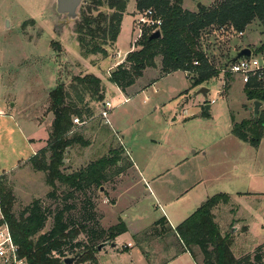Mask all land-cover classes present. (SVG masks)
<instances>
[{
	"label": "rangeland",
	"instance_id": "rangeland-1",
	"mask_svg": "<svg viewBox=\"0 0 264 264\" xmlns=\"http://www.w3.org/2000/svg\"><path fill=\"white\" fill-rule=\"evenodd\" d=\"M85 1L87 0H82L80 6ZM219 1L222 0H186V5L182 7L197 13L198 3L201 7L208 8ZM80 6L77 10L78 18L68 21L65 15L56 13L55 0H0V112H2L0 113L2 115L0 116V178L14 197L12 213L16 218H20L35 200L42 204L43 210L48 211L44 227L34 236L35 240L50 231L56 211L65 206H73L74 209L66 212L64 217L69 216L72 221L79 220L83 203L87 208L88 200L93 205L91 212L96 215L99 223L104 214L103 226L116 225L120 221L125 223L130 235H125L122 241L131 239L133 235L139 233L137 244L141 245L142 253L146 251L151 254L150 247L158 245L160 251L169 258L171 225H177L176 218L196 204L191 202L190 198H186L180 204L172 206L170 211L163 205L157 206L150 198L149 186H146L150 182L147 176L169 170L177 158L175 150L194 144L210 148L208 177L212 179L210 182L213 185L210 187L211 190H208L210 196L223 192L220 190L224 188L222 185H225L226 181L221 179L222 174L231 180H234L233 177H239L238 185L230 190L249 193V195L234 196L232 203L221 208L218 215L224 216L221 228L225 232L224 235L230 236L234 257L241 259L246 256L253 258L255 255H262L261 264H264V142L257 155L254 149L241 146L239 158H236L239 170L234 172L232 163L228 160L229 156L226 158L220 155L217 140L221 133L227 131L232 119L235 123L252 119L253 101L246 98L240 77L230 73L226 77L223 71L227 69L226 66L224 67L226 61L232 59L241 49L248 48L251 55H256L254 51L264 42V34L258 22L251 23L242 34L229 28H207L201 33L199 38L201 49L210 63L221 70L219 77L201 86L208 90L205 96L196 95L201 87L191 89L188 78L180 71L158 79L156 84L144 93H137L136 91L141 87L159 78L161 58L158 57L155 59L156 67L148 68L143 72L142 77L130 89L129 102L125 103V95L106 80L109 72L105 71L122 62L130 49L135 47V50H138L136 45L140 39L136 26L135 0H128L114 49L108 48L110 56L105 59L100 55L86 58L80 55L75 34V23L79 19ZM100 10L106 11L103 8ZM261 56L262 54L257 57ZM87 73L101 75L104 96L106 94V101L111 104V113L108 114L110 126L105 125L99 117L100 105L91 102L86 96L84 103L91 107L92 116L89 119L84 118L86 123L78 127L77 131L90 142V145L87 148L79 146L68 148L64 154L61 171L65 174L79 171L92 161L109 154V149L119 147L124 153L122 165L126 166L127 163L133 162L139 168L146 169L144 178L147 183H143L137 173L130 171L129 177H126L120 188L111 195L109 192L117 183L118 177L112 178L100 189L91 188L83 193L72 191L71 197L66 201H63V197L69 189L56 183L54 190L56 197L49 198L48 194L53 189L45 184V175L33 171L27 160L32 157L33 150L36 154L46 147L53 120L52 113L49 112L50 91L61 85L70 96L74 97L70 89L73 78L89 75ZM212 100L214 103L209 104ZM184 103H188L193 110L198 105L204 107L208 104L212 107L210 116L198 117L200 118L198 122L190 119L187 113L184 115L180 113V105ZM156 105V111L151 109ZM190 106H186V109ZM133 107L139 111H134ZM261 110L264 108L259 111ZM179 116L184 117L186 122L191 120L186 130L183 129L184 124ZM173 119L175 121L172 123ZM116 124L124 128L122 144L117 135L112 133L114 136L112 139L103 131V128L108 131L112 128L119 130ZM251 156H254V163L247 162L246 157ZM185 167L195 170L196 176L190 178V181L201 180L203 176L207 178V172L201 170L202 165L189 163ZM251 170L254 175L249 181V176L247 177L244 172ZM165 179L174 182L171 176ZM167 181L165 183H168ZM204 186L208 189L209 184L205 183ZM109 195L118 200L115 207L111 205L112 200ZM236 206L241 212L237 213L234 219L240 221V224L244 221L241 226L246 220L247 229L245 231L243 227L242 230L237 228L235 232L230 233L233 227H236V221L232 225H226L225 222L235 216ZM229 211H232V214L227 215ZM165 214L169 222L164 220L157 227L151 226L155 221L166 217ZM1 219L0 213V221ZM239 230L244 232H238ZM142 231L145 233L140 234ZM153 231L158 233L156 237L153 236ZM162 233V237L158 238ZM77 241L83 243L84 236L79 235L72 243ZM67 248L69 249L63 252L64 258L81 255V249H70V246ZM137 251L133 248L131 252L139 258ZM197 255L198 252H193V258ZM196 259L197 263L201 264L200 257L197 256ZM197 263L187 253L161 262V264ZM103 264L131 263L127 259L126 252L119 258L108 257Z\"/></svg>",
	"mask_w": 264,
	"mask_h": 264
},
{
	"label": "trees",
	"instance_id": "trees-1",
	"mask_svg": "<svg viewBox=\"0 0 264 264\" xmlns=\"http://www.w3.org/2000/svg\"><path fill=\"white\" fill-rule=\"evenodd\" d=\"M183 1L135 0L136 13L150 8L161 19L160 37L150 39L151 32L144 30L136 45L138 50L128 53L124 62L109 73L108 81L111 84L125 92L142 76L145 69L155 68V59L160 57L161 76L181 71L188 78L191 88L201 87L221 74V70L210 63L199 45V38L205 29L229 28L242 34L251 23L257 21L264 34V0H222L211 7L198 8L197 13L184 9ZM127 4L128 0H87L82 3L79 19L75 23L76 41L82 57L107 56L108 48L114 46L120 32ZM102 8L106 11H101ZM254 53L256 55L253 56L262 54L261 57H264V42ZM232 59L226 61L225 68L233 63ZM223 73L228 77L230 72L226 69ZM70 89L74 97L61 85L50 91L49 112L52 113L53 120L49 138L46 147L27 160L33 171L45 175V184L53 189L48 194L49 198L56 197V183L69 189L63 201L71 197L72 191L83 193L91 188L100 189L112 178L124 174L131 166V163L122 165L124 153L117 147L109 149V154L92 161L79 171L70 174L61 171L68 148H87L90 145L77 131L82 125L77 126L72 122L77 118L80 123L85 124V119L92 116L91 107L84 103L85 97L99 105L104 102L102 82L94 75L74 77ZM243 92L249 101L264 103V74L261 78H252L244 84ZM202 115L208 116L205 113ZM103 131L114 138L107 129L103 128ZM231 134L239 141L257 148L264 138V110L259 111L257 117L251 120L235 123L232 119ZM112 169L114 170L111 171ZM228 201L229 196L223 193L209 197L174 228L183 252L193 257L194 249L197 250L202 264H261L262 255L236 259L231 251L230 236L221 235L212 211ZM13 203L11 190L5 187L0 178L1 221L8 225L13 241L19 247V255L27 264H63V252L69 246L70 249L82 250L74 264H97L94 258L97 246L113 243L117 236L127 231L121 221L104 230L96 215L91 212L93 205L87 200L88 209L83 203L79 220L72 221L69 216L65 218L64 214L74 209L73 206H65L56 211L50 231L34 240V236L44 227L48 211L43 210L42 204L35 200L20 218H16L12 213ZM164 220L159 219L154 224L155 227ZM79 235H83L85 241L72 243Z\"/></svg>",
	"mask_w": 264,
	"mask_h": 264
},
{
	"label": "crops",
	"instance_id": "crops-1",
	"mask_svg": "<svg viewBox=\"0 0 264 264\" xmlns=\"http://www.w3.org/2000/svg\"><path fill=\"white\" fill-rule=\"evenodd\" d=\"M186 0L183 1V6H185ZM189 11V9H186ZM125 16V15H124ZM123 16V18H124ZM123 20V19H122ZM122 23V22H121ZM120 31H121V26H120ZM120 33V32H119ZM119 36V34H118ZM117 36V38H118ZM117 40V39H116ZM116 43V42H115ZM78 46V45H77ZM115 46V44H114ZM114 46L112 47L114 49ZM135 50V47L134 49H130L128 51V53L132 52ZM137 50V49H136ZM111 54V53H110ZM110 56L108 54V51H107V56L108 57ZM105 57V58H106ZM127 57V55H126ZM125 57V59H126ZM94 58V57H93ZM105 58H102V59H105ZM124 59V60H125ZM124 60L122 62H120L119 64L123 63ZM121 61V60H120ZM117 64V63H116ZM115 64V65H116ZM118 64V65H119ZM111 66L110 68H108L105 72H111L116 66ZM157 67L159 68V64H157ZM148 69V68H147ZM146 70V69H145ZM145 70L143 72H145ZM103 72V71H102ZM178 72V71H176ZM181 72V71H180ZM109 73H107V77H106V80H108V76H109ZM175 73V72H173ZM89 75H94L95 77L97 78H101V75H95V74H91V73H87ZM172 73L170 74H167L165 76H161L159 74V78L157 79H153L151 81V83L145 87H141L140 90L136 91L137 93H144L146 90H148V88L150 89L151 87H153L156 82L158 81V79H161V78H164V77H167L169 75H171ZM185 74V73H184ZM143 75V73H142ZM142 77V76H141ZM137 82V81H136ZM135 82V84H136ZM134 84V85H135ZM113 85V84H112ZM133 85V86H134ZM114 86V85H113ZM129 87L128 89H126L125 92H122L120 91L117 87H115L118 91H120L123 95H125V103H128L129 100H130V97H131V88L133 87ZM106 85H105V91H106ZM192 89V88H191ZM137 93L135 95H137ZM208 93V92H207ZM104 101H106V94L104 96ZM205 104V103H204ZM210 104V103H209ZM186 106H188V103H184L182 105H180V113L182 112L183 115L185 113H187L191 118L190 119H193L195 121H199L200 118L198 117H203V113H204V107L201 106V105H198V107H196L195 109H197V111H195V109L193 110V108L190 106V108H187L186 109ZM195 106V105H194ZM262 107L264 108V103L262 105ZM261 107V108H262ZM136 107H133L132 109L134 111H139L138 109H135ZM211 106H209V110H208V116H210V113H211ZM154 111L157 110V105L156 106H152V108ZM190 110V112H189ZM193 110V112H192ZM2 113V112H0ZM111 113V111L109 112V114ZM125 113V112H124ZM0 116H2L0 114ZM4 116V115H3ZM181 117V116H179ZM109 121V119H108ZM175 120H171V122L173 123ZM232 121V120H231ZM181 122L183 125V129L186 130V128H188L189 126H187L189 124V122H191V120L187 121L185 120L184 117H181ZM232 124V122H231ZM231 124L228 125V128H227V131L226 132H223L221 133V135L219 136L220 138H218V142H219V151H220V155L224 156V157H228V160L232 163V170L235 172H237L239 170V165H238V161L236 160V158H239L238 156V153H240L239 151V148L241 146H248L250 148H252L251 146H249L247 143H243L241 141H239L237 138H235L232 134H231ZM117 128L119 130H117L116 128H112L111 130H109L112 133H114L115 135L118 136V139L120 140V144H122V141L124 140V136H123V132H124V128L118 124H116ZM107 126H110V121H109V125ZM113 127V126H111ZM166 131V130H165ZM121 133V135H120ZM116 136V137H117ZM154 142V141H152ZM263 142H264V138L261 139L259 145L257 148H252L255 150L256 152V155L260 152L261 150V147L263 145ZM221 144V145H220ZM242 144V145H241ZM191 145V146H190ZM189 146L187 145L186 146H183L182 148L180 149H176L175 150V157H177L175 159V161L173 162L172 166L169 168V170L165 171V172H155L151 175H148L147 176V179L150 181L149 184L146 182V179L144 178L145 176V170L146 169H141L137 166L136 163H131V166L124 172V174L120 175L118 177V180H117V183L115 185H113L112 189L110 190L109 194L111 195V193L113 191H116L118 188H120V185H122L123 181L126 179V177H129V172L130 171H133V173H137L138 174V177L142 180L143 183L146 184V186H149V194H150V198L152 199L153 202L156 203L157 206H160V205H163L165 208H167L169 211H170V208L176 204H180V202L186 198H190L191 202H195L196 206H192L191 208H187L186 212L183 213V214H180L179 217H177V221L176 223L180 224L183 220H185L187 218V216L194 210L196 209L195 207H199L205 200H207L209 197H212L216 194H219V193H216V194H213L210 196L208 190H211V186L212 183L210 182V180H212L210 177H208V174L210 172V169H209V164H208V161H209V149L210 148H203L202 146H196L194 144H190ZM247 150V149H246ZM123 151V150H122ZM245 152H250V151H245ZM244 152V153H245ZM34 155V150H33V153H32V156ZM254 156H251V157H246L247 162H252L254 163ZM193 164V163H197L198 165H202L201 167V170L204 171V172H207V178H205L204 176L202 177L201 180H196L195 182H193V180L191 179L190 181V178L196 176V173H195V170L193 171V168H190V169H187L185 166L187 164ZM244 174L248 177L249 176V181L253 178V171H246L244 172ZM171 176L172 179H173V183H171V179H165L167 176ZM166 176V177H165ZM221 179L224 180L225 182V185H222V187H224L223 189H221L220 191H223V192H220V193H223V194H227L229 196V203L223 205H218L216 206L212 213H213V216H214V220L215 222L217 223L218 227H219V230H220V233L222 235L225 234V232L222 230L221 228V223L224 222V216L221 215V217L218 215V211L219 210H222L221 208H225L227 205H230L233 201V197L234 196H242V195H249V193H246V192H237L235 190H230L231 188L235 187L236 185H238V181H240L239 177L236 176V177H233L232 179L234 180H231L229 178H225L224 175L222 174L221 175ZM166 180H168L167 182L168 183H165ZM190 181V182H189ZM236 181V182H235ZM205 183H208L209 186H208V189L205 188ZM166 184H168L169 186H167ZM211 184V185H210ZM151 185V186H150ZM202 186V188H201ZM207 186V185H206ZM201 188V189H200ZM200 190V191H198ZM198 192V193H197ZM109 197L111 198L112 200V206L115 207L117 204H118V200L114 199L112 196ZM231 208L233 209V207L231 206ZM167 210V211H168ZM231 210V209H230ZM195 211V210H194ZM240 209L237 208V206L235 207V216L232 218V219H229L228 221H226V225H232V223H235V217H236V214L237 213H240ZM179 213V212H178ZM188 213V214H187ZM193 213V212H192ZM228 214H232V211H229L227 212V215ZM166 215V214H165ZM226 217V216H225ZM105 216L103 214V218L102 220L100 221V226L106 230L108 229L109 227L111 226H114V225H109V226H103V220H104ZM121 219V218H120ZM164 219L166 220V222L168 221V216L166 215V217L164 216ZM183 219V220H182ZM122 220V219H121ZM157 221H155L151 226H153ZM169 222V221H168ZM180 222V223H179ZM244 222V221H243ZM241 222V224L243 223ZM170 224V223H169ZM177 224V225H178ZM240 224V221H236V227H233V229L231 230L230 233H233L237 230V228H241L242 230V227L245 228V231L247 229V221L245 220V223L243 226H241ZM125 225V223H124ZM172 226L171 225V228H170V232L171 235H170V243L168 244V254L169 255V258H176L178 257L179 255H182L186 252H183V248L177 238V236L175 235L174 233V228L177 226ZM155 226V225H154ZM126 227V226H125ZM149 228V227H148ZM127 231L119 236H117L114 240L113 243H115L116 247L115 248H111L109 246H106L105 248H103L100 252L97 251L95 254H94V258L96 259L97 261V264H103V261L105 259H108V257H114V258H119L121 257L122 255L126 254L127 252V259L130 260V263L131 264H139L142 262V264H161V262L165 261L166 259H169L165 254L164 252H161L160 251V248L158 245H153V247H150V250H151V254H148L146 251H144L142 253V251L140 250V246L139 244H137V238L140 237L139 233L136 234V235H133L131 239H127L125 241H122L121 239L129 234V231H128V228L126 227ZM147 230V229H146ZM239 230L238 232H244V231H241ZM145 233V231H142L140 232V234H143ZM155 233L153 236L156 237L158 235L157 232H153ZM130 235V234H129ZM139 235V236H138ZM163 233L161 235L158 236V238L162 237ZM122 241V242H120ZM120 242V243H119ZM125 247V248H123ZM263 247V246H262ZM133 248H136L139 253V258L137 256H135L131 251L133 250ZM194 253L195 252H198L197 250L193 251ZM189 254V253H187ZM190 255V254H189ZM191 256V255H190ZM200 257V262H201V256L198 255ZM196 256V258H197ZM192 260L194 262L197 263V259L196 258H193L191 256ZM83 264H88V263H83ZM198 264V263H197ZM202 264V263H201Z\"/></svg>",
	"mask_w": 264,
	"mask_h": 264
},
{
	"label": "built area",
	"instance_id": "built-area-1",
	"mask_svg": "<svg viewBox=\"0 0 264 264\" xmlns=\"http://www.w3.org/2000/svg\"><path fill=\"white\" fill-rule=\"evenodd\" d=\"M136 16V26L139 32L138 39L141 38L144 30H149L151 33L159 31L162 21L155 16L152 9H145L143 13L138 12ZM227 70L231 74L239 76L241 82L246 84L250 79H259L264 74V57L251 55L248 58H241L230 64ZM209 103L213 104L214 100ZM100 108L99 117L103 120L105 125H109L108 114L111 109L110 102H103ZM72 122L77 126L84 124L80 123L77 118H74ZM0 264H27L26 260L19 255V247L13 241L8 225L2 221H0Z\"/></svg>",
	"mask_w": 264,
	"mask_h": 264
},
{
	"label": "water",
	"instance_id": "water-1",
	"mask_svg": "<svg viewBox=\"0 0 264 264\" xmlns=\"http://www.w3.org/2000/svg\"><path fill=\"white\" fill-rule=\"evenodd\" d=\"M82 0H55V11L58 15H65L68 21H74L78 18L77 10L81 4ZM197 7L200 8V3L197 4ZM160 37V31H155L151 33L150 39H156ZM251 56V51L248 48L241 49L236 53L233 57L232 62H235L241 58H248ZM208 90L205 87H201L197 92L196 95H206ZM263 103L259 101H253V109H252V118L257 117L259 110L261 109ZM209 105L206 104L204 106V113L208 114ZM64 161V160H63ZM102 190V189H101ZM106 246L111 248H115V243H102L97 246V251H101ZM79 254L73 258H64L63 264H74L76 260L79 258Z\"/></svg>",
	"mask_w": 264,
	"mask_h": 264
}]
</instances>
